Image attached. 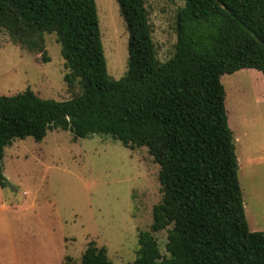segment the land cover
Segmentation results:
<instances>
[{"label":"trees","instance_id":"1","mask_svg":"<svg viewBox=\"0 0 264 264\" xmlns=\"http://www.w3.org/2000/svg\"><path fill=\"white\" fill-rule=\"evenodd\" d=\"M129 34L128 70L110 78L96 0H0V28L14 44L44 52L45 35L61 47L72 98L32 90L0 96V186L5 150L67 131L74 142L110 136L147 148L159 165L162 201L151 231L139 235L132 264H264V231L246 217L224 75L264 74V0H185L176 14L172 58H157L145 0H116ZM168 231L162 256L154 233ZM83 264H112L91 241Z\"/></svg>","mask_w":264,"mask_h":264},{"label":"rangeland","instance_id":"2","mask_svg":"<svg viewBox=\"0 0 264 264\" xmlns=\"http://www.w3.org/2000/svg\"><path fill=\"white\" fill-rule=\"evenodd\" d=\"M161 63L175 52L176 14L185 0H145ZM110 78L128 70L126 24L116 0H96ZM45 51L14 44L0 28V96L32 90L40 98H72L56 36ZM226 110L233 131L244 207L252 232L264 231V74L244 69L224 75ZM0 186V264H83L89 243L107 249L112 264H132L139 235L151 231L162 201L160 167L147 148H126L110 136L74 142L67 131L41 141L16 140L5 150ZM162 256L168 231L154 233Z\"/></svg>","mask_w":264,"mask_h":264}]
</instances>
